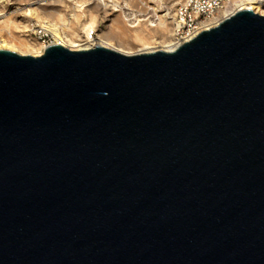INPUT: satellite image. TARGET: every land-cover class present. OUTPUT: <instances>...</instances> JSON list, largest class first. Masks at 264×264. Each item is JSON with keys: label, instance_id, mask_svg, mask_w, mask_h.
<instances>
[{"label": "water", "instance_id": "1", "mask_svg": "<svg viewBox=\"0 0 264 264\" xmlns=\"http://www.w3.org/2000/svg\"><path fill=\"white\" fill-rule=\"evenodd\" d=\"M0 264H264V14L0 48Z\"/></svg>", "mask_w": 264, "mask_h": 264}, {"label": "rangeland", "instance_id": "2", "mask_svg": "<svg viewBox=\"0 0 264 264\" xmlns=\"http://www.w3.org/2000/svg\"><path fill=\"white\" fill-rule=\"evenodd\" d=\"M35 1L38 5H30ZM182 1L0 0V44L4 39L29 40L41 45L33 33L34 28L48 24L51 28H59L67 42L85 39L90 28L92 39L89 44L92 45H100L101 40L113 45L123 41L129 48L149 45L150 50H157L161 49L159 42L172 40L173 12ZM51 41L56 42V37L53 36Z\"/></svg>", "mask_w": 264, "mask_h": 264}, {"label": "built area", "instance_id": "3", "mask_svg": "<svg viewBox=\"0 0 264 264\" xmlns=\"http://www.w3.org/2000/svg\"><path fill=\"white\" fill-rule=\"evenodd\" d=\"M231 0H183L176 5L173 12L171 34V48L173 50L182 43L190 40L202 30L218 24L224 17L242 9L235 7L229 14L222 17L219 12L224 10ZM253 4L264 6V0H252ZM251 3L245 0L243 8H250ZM35 36L41 41L42 51L55 42L51 41L54 33L48 24L37 25L34 28Z\"/></svg>", "mask_w": 264, "mask_h": 264}, {"label": "bare ground", "instance_id": "4", "mask_svg": "<svg viewBox=\"0 0 264 264\" xmlns=\"http://www.w3.org/2000/svg\"><path fill=\"white\" fill-rule=\"evenodd\" d=\"M246 1H249V3H251L250 9H252L256 13L264 14V9L261 8V5L253 4L254 2L252 0H246ZM102 4H104V2H102ZM244 4H245V0H235L231 3H228L229 6L226 7L224 10L220 11L219 16H222V17L226 16L235 7L243 8ZM30 5H38V1L32 2ZM165 16H166V14H164V17ZM164 21H162L163 25H164ZM52 25H54V24H52ZM52 30H53V33L56 37L55 43L62 44L63 46H66L70 49L80 50V49H85V48H89L91 46H94L92 44H89L90 40L92 39L90 28L87 31V37L85 39H83V40L82 39H78V40L76 39L74 41H68V42H67V40H65V36L63 35V32L59 28L54 26L52 28ZM159 43L161 44V49H163V50H169L171 48V45H172L170 40H167V42L161 41ZM100 45L110 47V48H112L116 51H119L121 53H124V54H135V53H139V52H145L147 50L151 51L150 50L151 46H149V45H144V47L133 49V48L126 47L125 45H127V44L123 41H119L118 45H113L109 42L101 40ZM0 48H6V49L21 52V53H28V54H32L35 56L39 55V53L42 51L40 44L30 42L29 40L15 42V41H8V40L3 39L2 43L0 44Z\"/></svg>", "mask_w": 264, "mask_h": 264}]
</instances>
